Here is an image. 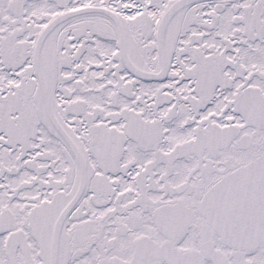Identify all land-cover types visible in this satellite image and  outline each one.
Listing matches in <instances>:
<instances>
[{"label": "snow or ice", "instance_id": "6c2138e0", "mask_svg": "<svg viewBox=\"0 0 264 264\" xmlns=\"http://www.w3.org/2000/svg\"><path fill=\"white\" fill-rule=\"evenodd\" d=\"M0 264H264V0H0Z\"/></svg>", "mask_w": 264, "mask_h": 264}]
</instances>
